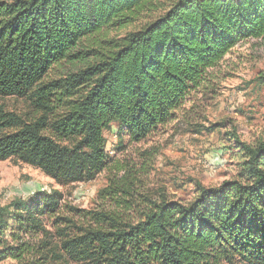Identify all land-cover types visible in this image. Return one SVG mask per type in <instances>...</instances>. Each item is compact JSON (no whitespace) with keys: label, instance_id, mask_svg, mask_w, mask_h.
<instances>
[{"label":"trees","instance_id":"trees-1","mask_svg":"<svg viewBox=\"0 0 264 264\" xmlns=\"http://www.w3.org/2000/svg\"><path fill=\"white\" fill-rule=\"evenodd\" d=\"M251 40L264 44V0H0V100L25 99L35 114L0 103V161L64 188L93 182L109 165L106 131L139 143L164 130ZM237 131L233 179L198 185L186 203L149 202L136 220L65 218L58 190L0 204V264H264V139ZM119 194L110 183L99 197Z\"/></svg>","mask_w":264,"mask_h":264},{"label":"rangeland","instance_id":"rangeland-1","mask_svg":"<svg viewBox=\"0 0 264 264\" xmlns=\"http://www.w3.org/2000/svg\"><path fill=\"white\" fill-rule=\"evenodd\" d=\"M71 71L75 69H62L65 74ZM261 73L263 42L242 43L227 56L213 81L194 94L178 119L164 130L145 141L132 143L127 139L121 141L117 126L113 125L104 134L108 168L93 182L64 188L35 167L13 159L0 161V204L7 205L16 198L27 200L39 191L58 190L63 194L61 214L65 218L76 219L73 209H104L125 213V218L132 221L140 217L149 202L163 198L191 201L198 185L217 187L236 176L240 159L227 136L233 124L246 143L264 139V83L258 80ZM57 75L52 71L46 80L56 79ZM0 103L10 113L35 118L25 99L12 97ZM213 124L224 127L209 132L207 129ZM110 183L128 194H119L114 200L99 197V192ZM126 207L130 210L126 211ZM47 227L55 235L53 219ZM2 264L20 263L7 260Z\"/></svg>","mask_w":264,"mask_h":264}]
</instances>
